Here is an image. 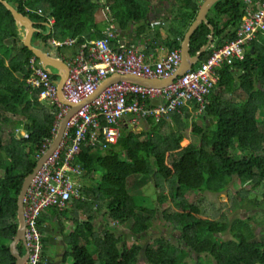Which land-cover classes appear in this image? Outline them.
Instances as JSON below:
<instances>
[{"label":"trees","instance_id":"1","mask_svg":"<svg viewBox=\"0 0 264 264\" xmlns=\"http://www.w3.org/2000/svg\"><path fill=\"white\" fill-rule=\"evenodd\" d=\"M7 1L18 4L20 12L37 22L41 31L34 34L33 41L46 42L51 48L53 38H77L81 44L101 37L104 27L97 22L96 14L103 6L114 10L109 20L117 21L122 32L141 21L147 20L150 25L149 7L144 8L138 0H106L104 4L102 0ZM179 1L183 3L177 16L179 26L171 32L172 36L162 40L168 52L181 48L203 0ZM27 7L42 8L46 16L27 11ZM245 13L244 0H220L214 4L208 13L215 28L214 48L236 38V29ZM47 16L55 19L49 34ZM145 29L141 26L136 36L140 38ZM148 37L140 38L145 41L147 54L157 47L159 33ZM211 37V29L202 23L191 38V55ZM21 39L12 13L0 2V264H16L10 244L18 229V195L24 178L36 165L45 139L52 138L60 112L57 104L49 109L39 100L42 88L34 89L27 83L30 58L35 55ZM213 47L201 55L197 67L211 55ZM5 56L10 57L7 64ZM217 72L218 81L208 96V104L200 111L201 124L186 121L199 111L197 102L192 100L169 115L148 118V129L135 132L123 126L118 144L105 152L81 146L78 158L85 170L80 181L82 197L72 198V206L88 216L84 220L74 217L73 230L65 240L70 247L65 259L71 257L73 264H264V230L257 233L252 218L229 221L222 214L215 219L202 210L207 191L219 193L238 179L241 184L250 183L255 190H262V198L256 202L261 211L254 220L264 226L262 37L250 43L243 58ZM51 78L56 81L59 76L52 74ZM240 95L244 97L240 99ZM21 127L28 132V138L15 136L16 129ZM190 132L201 137L200 144L182 146ZM87 177L94 181L93 185L86 184ZM153 177L161 209L146 208L135 201L134 193ZM163 183L169 186L167 192ZM96 206L105 210L102 216L106 217V227L101 231H96ZM160 210L164 219L179 231V237L172 236L174 242L161 235L141 244L140 238L152 227ZM42 225L40 218L43 233ZM119 226L127 227L135 241L124 242L114 231ZM226 232L232 235L230 239L222 237ZM42 240L41 264H51L52 259L45 253L44 237ZM18 249L21 255L25 254L23 244Z\"/></svg>","mask_w":264,"mask_h":264},{"label":"built area","instance_id":"2","mask_svg":"<svg viewBox=\"0 0 264 264\" xmlns=\"http://www.w3.org/2000/svg\"><path fill=\"white\" fill-rule=\"evenodd\" d=\"M246 13L236 29V38L220 48L196 68L186 71L173 84L154 88L130 81H118L108 85L92 102L81 106L67 124L63 139L47 161L36 172L24 199L26 221L25 240L28 250L26 264H41L43 256L42 233L39 219L52 208L60 211L72 204V198H80L82 176L85 170L78 158L81 146L105 152L118 144L122 127H135L150 117L161 118L176 111L188 101L195 100L199 111L208 104V96L218 81V69L232 65L235 59L244 57L245 50L258 37L264 40V0H244ZM27 11L45 15L42 8ZM51 24L53 18H49ZM95 31V29H93ZM57 47H70L73 54L66 63L69 76L63 91L67 100L79 104L90 97L107 77L113 74L135 75L147 78H165L181 63V50L174 49L160 58H153L144 50L123 43L115 25H110L95 37L78 44L77 38L52 39ZM31 71L27 83L41 89L39 100L57 104L60 112L54 124L52 138L45 139L39 159L49 148L57 134L60 121L69 106L59 102L56 82L37 57L30 58ZM17 138H28L24 128H17Z\"/></svg>","mask_w":264,"mask_h":264},{"label":"rangeland","instance_id":"3","mask_svg":"<svg viewBox=\"0 0 264 264\" xmlns=\"http://www.w3.org/2000/svg\"><path fill=\"white\" fill-rule=\"evenodd\" d=\"M140 4L147 8L149 7V23L150 25H147V20L141 21L139 23L132 24L127 30L121 32L119 30V33L124 37L126 42L128 44L131 43V40L129 39V36H133V38L137 37V30L144 26L145 34H143L141 37L144 39L146 36L149 35L154 36L155 34L159 33L161 36L159 38V41L163 43L162 40H164L167 36H172L173 31L178 28V21H180V18L177 19L178 13L182 10V2L179 0H176V3L174 0H138ZM106 0H102V3L104 4ZM114 11V10H113ZM111 10L107 9L106 7H102L96 14V20H99V23H104V25L107 24V26L110 24H118L117 21L111 22L109 19L112 16ZM173 12H174V18H173ZM172 17V18H171ZM221 23L224 22V19L220 20ZM150 26V27H149ZM227 29H231L230 26H227ZM47 34H49L52 30V28L48 27ZM56 29L54 30L55 33ZM151 38V37H148ZM52 53L60 56L63 60L67 61L70 56L73 54V49L70 47H60L57 48L53 46ZM10 57L5 56L4 63L7 64ZM197 67V65H196ZM244 95H240V99L243 98ZM237 98V97H236ZM235 98V99H236ZM47 108H51L53 104H50L47 100L41 101ZM198 110V109H197ZM197 113L193 115V119L186 120L189 123L192 121L202 123L201 121V113L200 111H196ZM198 114V115H197ZM149 124L147 121L143 120L140 121L139 124H137L135 127H129V130L140 132L144 129H148ZM201 137L198 135H195L194 133H189V138H185L182 142V146H186L189 143L193 144H200ZM97 175V174H96ZM95 175V176H96ZM99 175V174H98ZM93 177V175H92ZM88 180L85 179L86 184L93 185L94 181H92L91 178L87 177ZM164 186V190L167 192L169 190V186L167 183L162 184ZM158 187L156 186L155 178L153 177L150 179V182L146 184L145 187L141 188L140 190L136 191L134 194H136L135 201L138 205L148 207V208H155L159 207L162 208L161 205L158 202ZM262 190L260 187L258 189H254L252 184L246 183L241 184L240 180H235V182L231 183L225 190L217 193L212 191L206 192V197L202 201V210L203 213L210 217L215 219H220L221 215L224 214L227 216L229 221H233L236 218H252V226L256 229L257 233H260V230H264V226L260 223L256 222L254 219H258V212L261 211V208H259L258 205H256V202L261 200ZM171 207V206H170ZM105 210L98 209L96 206L93 213L95 215V223L97 226L96 231L103 230L104 227H106V217L102 216ZM88 215H84L82 211L79 209L77 210L75 206H71L68 209H65L64 212H60V210L52 208L50 210L45 211V214L42 215L43 220V234H44V247H45V253L47 258L52 259L51 264H73V261L71 257H66L65 259V253L69 250L70 247L67 246L66 239L69 233L73 230V219L76 217L77 219L84 220L87 218ZM104 218V219H103ZM105 220V221H104ZM154 224L149 229L147 233H144L142 237L140 238V242L143 245H146L151 239L164 235L168 238H175L179 235V231L175 230L173 225L169 223L166 219H164L162 210H160L157 213V216L155 220L153 221ZM114 226V224H112ZM259 227V228H258ZM117 228L114 230L118 234H120L126 243H131V241H135V238L132 237V235L129 232V229L124 226L115 227ZM222 237L227 240L232 237L230 232H226L222 234ZM175 242V241H174ZM22 243H20L21 245Z\"/></svg>","mask_w":264,"mask_h":264},{"label":"water","instance_id":"4","mask_svg":"<svg viewBox=\"0 0 264 264\" xmlns=\"http://www.w3.org/2000/svg\"><path fill=\"white\" fill-rule=\"evenodd\" d=\"M218 1L220 0H204L202 2L195 19L190 24L181 42V63L171 75L165 78H147L135 75L113 74L102 81L97 90L90 97L83 100L79 104H74L67 100L63 91L64 83L69 76L68 64L62 58L53 54L51 47L47 46L46 42H42L40 40L33 41L34 34L40 32L41 30L36 27L37 22L32 20L29 15L23 14L18 10V4L12 5L7 0H0V2L12 13L15 19L16 25L18 26L22 37L21 43L33 52L45 69H47L51 74H57L59 76V79L55 81L58 90V99L60 103L69 106V109L60 121L57 134L53 138L51 145L37 160L32 172L24 178L22 188L19 192L17 199L18 229L10 244V251L16 259V264H26L28 259V250L25 240L26 221L24 216V199L27 190L36 172L42 167L52 152L57 149L61 143L71 117L81 106L92 102L111 83L118 81H130L146 87L163 88L173 84L175 79L183 75L186 71L191 70L200 61L201 55L213 45L215 28L209 22L208 13ZM202 23L209 26L212 37L195 55H191V38ZM20 243H22L27 250L25 255H21L19 252L18 245Z\"/></svg>","mask_w":264,"mask_h":264},{"label":"crops","instance_id":"5","mask_svg":"<svg viewBox=\"0 0 264 264\" xmlns=\"http://www.w3.org/2000/svg\"><path fill=\"white\" fill-rule=\"evenodd\" d=\"M203 2V1H202ZM97 22H99V20H97ZM101 24H102V26L104 27L103 29H105L106 27H107V24L106 25H104V23H102L101 22ZM123 33V32H122ZM125 35V34H124ZM122 36L121 35V37H122V39H123V43L125 42V44L127 43L126 42V40H125V38L124 37H126V36ZM157 34H155V36H156ZM161 35V34H160ZM159 35V38L162 36H160ZM140 38H142V37H140ZM140 38L139 37H135V38H133V36H129V39L131 40V43L130 44H128V45H131V46H136L137 48H139V49H141V50H146V44H145V41H143V40H140ZM168 53V50L164 47V45L159 41V43H157V47L155 48V50H152L150 53H148L149 55L150 54H152L153 55V58H155V59H157V58H160V57H162V56H164L165 54H167ZM127 126V125H126ZM129 127V126H128ZM45 214V212L42 214V215H44ZM43 237H44V234H43Z\"/></svg>","mask_w":264,"mask_h":264},{"label":"clouds","instance_id":"6","mask_svg":"<svg viewBox=\"0 0 264 264\" xmlns=\"http://www.w3.org/2000/svg\"><path fill=\"white\" fill-rule=\"evenodd\" d=\"M203 1H204V0H203ZM44 14H45V11H44ZM43 16H46V14L43 15ZM47 17H48V16H47ZM49 18H51V17H48V22L46 23V25L49 26L50 28H52V26H53L54 23L51 24V23L49 22ZM53 19H54V18H53ZM54 22H55V19H54ZM111 22H114V19H111ZM111 25H115V24L113 23V24H111ZM109 26H110V24H109L107 27H109ZM115 26L117 27V30H118V32H119L120 28H119L118 24H116ZM107 27H106V28H107ZM106 28H105V29H106ZM105 29H103V30H105ZM121 32H122V31H121ZM119 34H120V33H119ZM120 36H121V34H120ZM121 39H122V37H121ZM122 40H123V39H122ZM126 44H127V43H126ZM127 45H128V44H127ZM51 49H52V48H51ZM60 58H61V57H60ZM64 61H65V60H64ZM65 62H66V61H65ZM71 206H72V204H71ZM71 206H70V207H71ZM68 208H69V207H68ZM68 208H67V209H68ZM41 233H42V232H41ZM42 237H43V233H42ZM42 242H43V240H42Z\"/></svg>","mask_w":264,"mask_h":264},{"label":"flooded vegetation","instance_id":"7","mask_svg":"<svg viewBox=\"0 0 264 264\" xmlns=\"http://www.w3.org/2000/svg\"><path fill=\"white\" fill-rule=\"evenodd\" d=\"M180 50H181V48H180ZM26 252H27V250L25 249V254H26ZM25 254H24V255H25Z\"/></svg>","mask_w":264,"mask_h":264}]
</instances>
